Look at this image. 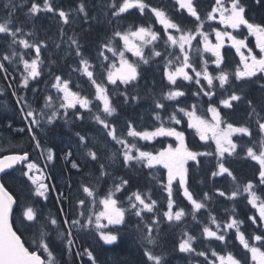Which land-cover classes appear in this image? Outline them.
<instances>
[{"label": "trees", "instance_id": "trees-1", "mask_svg": "<svg viewBox=\"0 0 264 264\" xmlns=\"http://www.w3.org/2000/svg\"><path fill=\"white\" fill-rule=\"evenodd\" d=\"M25 1L27 7L23 10L15 8L13 13L14 24L22 25L23 29L29 25L23 20L24 12L30 7V3L27 0ZM225 1L229 2V0ZM52 2L65 11H71L76 8L81 0H52ZM84 2L87 4L89 12L87 23L84 22L83 16L75 12L72 13L73 19L69 25H61L57 16L44 12L38 14L35 25L34 22L31 23L35 27L34 30L37 31V35L30 37L31 42L39 40L36 36L41 37V33L45 31H48L50 36L52 35V40L42 50V74L37 79L30 80L27 88L21 87L23 73L21 66L18 64L19 59L15 61V58H13L11 62L2 59L5 54L10 55L11 51L5 46L6 43H9L6 38L0 37V63L4 64L7 68V72L0 71V156L10 153H27L30 160L38 155L40 148L50 149L55 156L53 163H48L53 185L51 182L49 183V193L46 195L47 199L44 201L33 194L34 189L32 188V184L18 175V173L20 174V168H16L1 176L2 185L5 186L6 190L16 201V207L11 219L13 230L21 236L25 247L30 250H36L38 255L47 260V254L43 253L39 248L40 237L38 240L34 239L32 242H28L27 236H31L30 231H22L15 220L20 211L19 206L22 202V198L20 197L22 193L21 188L24 185L26 189L23 187V191L27 200L22 204L26 205L27 208L31 207L38 216H42L41 221H45L47 231L49 234H52V237H56L55 240L59 242L58 248L54 249L49 246L55 257V264H93V261L89 260L85 249L92 252L96 264H151L144 255L149 246L142 241L141 230L146 231L144 225L150 224L151 220L156 216H159L161 220L157 231L153 232V236L157 239L158 244L151 250L156 255H162L165 264H201L202 261L204 264H207L203 257L179 252L178 245L182 238H184V232L195 236L196 239L193 242L194 248L197 251H206L212 260H215V258L211 256V251L215 250L221 255L231 252L242 264H253L250 253L236 239L235 229L229 230L226 235V243H221L216 240L203 239L202 227L209 223L210 213L216 217L221 225L229 221L230 218L242 221L240 230L245 234L250 244L259 245V242L255 241L253 237L264 233V224L259 223L257 210L248 204L247 196L243 193L242 189V185L252 181L255 185V192L264 199V185H261L257 179L259 166L251 159L246 158V148L258 146L261 139L257 133L254 120L248 119L246 100L251 99L254 102H259L264 98V92L260 88L261 83H264L263 75H260V79L253 77L251 80L240 82L235 80L234 75L231 77V86H226L228 93L235 90L246 97L244 102H234V109H224L220 106V99L227 95V93L223 89H220L218 81H214L217 94L213 97V105L218 108L222 117L231 122L234 127L245 124L249 126L254 136L235 135L233 142L238 145L236 153L230 157L225 154L226 166L235 175V182L226 174L212 177L211 173L216 170L217 163L214 155L198 157L199 166L194 161H189L186 165L189 168V187L195 193L196 198L201 199L205 192L211 197L210 200L205 201L207 208L202 209L197 214L200 223L194 221L191 214L184 217L183 222L179 224H169L164 219L163 212L167 210V193L163 190L161 184L167 183V175L163 168L157 166L156 168L148 169L136 165L131 168H125L122 163V156H120L118 159H115L116 163L113 166L106 167L109 175L99 178L100 164L103 163L105 165L106 158L109 156L106 146L101 142L108 143V148L110 145L119 146L107 136L104 128L96 123L94 119L95 115L102 117L105 115L99 109L93 108L91 111H83V119L80 120L75 119V117L69 114L68 116L55 118L49 125L43 123L32 125L29 123L31 119H36V115L43 109L45 97L51 89L50 86L54 77L56 75L65 76L68 71L67 68L76 64L77 57L75 56V52L70 50L68 53H65L63 51V40L69 41V37L76 36L82 45L84 54L92 58L93 50L96 49L98 52L100 45L111 37L113 29L117 27L127 29L133 25L143 24L147 26L150 24L162 36V39L157 42L158 50H164L163 40L167 38L163 36L164 30L161 26H158L152 14L149 15L146 11L145 15L142 16L138 9H132L128 13H125L119 21L113 20V23L109 25L101 7V0H84ZM145 2L150 7L164 10L169 18L180 23L186 29H194L196 21L188 16L184 10L180 9L175 0H145ZM241 3L246 10V18L250 22L264 24V0H260L259 3H257V0H241ZM194 4L204 22L203 30L210 32V29L213 30L214 27L207 21V14L214 6L215 0H194ZM13 5L15 4H12L7 9L0 6V22H4L5 18L8 17ZM94 17L98 19H93ZM61 27L64 29L63 40H61ZM243 38L244 35L240 34L238 36V39ZM251 40L249 39L247 44L253 49L254 46ZM57 43L61 45L59 49L56 48ZM12 46L16 48L17 53H24L26 51L18 45ZM198 48L202 50V46L196 42L190 55L192 56L194 65L199 70L201 65L200 55L197 52ZM175 51L178 52V49ZM32 53L33 50H27L25 57L30 58V54ZM33 56L35 57V53H33ZM203 56L209 61V71L213 75L218 74L219 70L213 63L215 57L209 53H203ZM222 56L225 58V63L222 64V67L225 71L234 74L236 68L240 66V57L237 55L235 49L227 45L222 50ZM52 61H55V63ZM163 66L164 60L161 57H157L150 61L148 65L139 67L138 71L141 72L142 78L132 87L128 88L127 91L129 95H138L140 99L138 101H130L127 104L124 103V97L119 95L114 86L108 84L106 79L103 80V83L108 88L113 106L116 108L114 115L107 117V119L116 127L118 135L126 137V125L129 121L134 122L137 129L141 131H152L154 127L159 126L160 122L153 119V99L154 97H160L161 89L166 91L171 87L163 79ZM99 79H101V75L98 76ZM178 84L185 91V96L177 98L176 101H164L168 107L164 110H157L160 112L162 121L167 126L174 127L177 131L184 133V143L189 149L198 152L215 153L216 148L214 145L211 142L204 143L201 141L196 131L188 127V118L182 113H176L181 120L180 124H173L169 120V117L175 112L177 107H183L186 111H191L193 105L196 106L198 115L204 119L209 118L207 111L209 100L203 95H193L197 91L198 86L194 82H186L182 79L178 80ZM204 86L207 87L206 82H204ZM119 91H124L123 85L120 86ZM29 110L34 112V117H26L24 115ZM76 110L81 111L78 108ZM30 128L31 132L29 131ZM77 133L86 137L91 133L99 134L101 142L85 140V144L87 145L85 147L80 144ZM69 137L76 140L77 149L71 147L68 150L60 143L62 139ZM126 138L132 140L130 137ZM132 142L136 143L141 150L153 153L169 145L175 147L177 144L175 138L166 136L156 137L151 142L139 140H132ZM88 149H92L98 153V162H93L86 156ZM118 150L120 151V148ZM67 152H71V155H67ZM74 161L79 164V171L72 167ZM82 170L93 172L94 178L97 180L96 183L99 185L97 188V199L103 198L109 189L113 187L114 182L118 184L122 178L128 179L129 185H126L121 192L116 193V198L120 201L119 206L127 209L128 197L132 193L139 191L145 195L150 194L151 198L157 201L154 213H144L143 215L146 219L143 221L131 213L126 214L125 224L108 229L117 235V241L110 245L98 240L92 231L78 230L75 227L69 228L65 225V220L70 224L73 219H78L79 215L78 201L80 200V196L78 194L79 187L77 183H79L80 179H83ZM154 176L156 177L155 179H153ZM22 180H25V182H22ZM67 182L68 184H66ZM69 185L71 187H68ZM238 185L241 186V195L235 200L217 195V190L225 191L226 194L230 195ZM61 193H63L62 196L60 195ZM174 199L178 206L185 207L191 213V205L188 204L181 194L178 183L174 185ZM253 215H255L258 221L257 224H253L248 219L249 216ZM51 218H55L58 221L55 227L50 226ZM211 227L214 229L215 225H211ZM69 231L72 232V245L67 244L66 238L61 239L59 236V233H64L66 237ZM45 242L50 243L47 239H45ZM261 250L264 251V248H261Z\"/></svg>", "mask_w": 264, "mask_h": 264}, {"label": "snow or ice", "instance_id": "snow-or-ice-1", "mask_svg": "<svg viewBox=\"0 0 264 264\" xmlns=\"http://www.w3.org/2000/svg\"><path fill=\"white\" fill-rule=\"evenodd\" d=\"M30 3L25 15L28 18H36L39 13H52L59 18L61 25H69L72 22V13L75 12L80 16H83L84 22L89 20L88 6L81 0L77 4L76 8L71 11H65L63 8L54 5L52 0H27ZM260 0H257L259 3ZM12 0H8L5 7H9ZM180 8L185 10L188 16L192 17L196 24L194 29H186L180 23L172 20L167 16L164 10L156 7H150L145 0H101V7L104 11V15L107 18V23L111 25L113 20L119 21L125 13H128L130 9H138L140 14L145 15L147 9L155 16L156 22L163 26V36L166 40H163L164 50H158L157 42L162 39L159 32L153 30V27L149 24L147 26L133 25L127 29H121L119 27L112 30L111 37L106 42L100 45L98 49V56L102 57L100 63L101 79H97L96 72L93 70V65L89 62L84 55V51L80 41L76 36L69 37V49L75 52V56L79 58V64L72 68L73 72H80L83 76H86L92 87L95 89V99L100 101L102 108L100 109L105 115H95L94 119L97 124H100L107 136L120 146L119 155L122 156V163L125 168H131L134 165L153 169L159 166L167 172V183L161 184L163 190L167 193V210L163 212V217L169 224L182 223L184 217L191 214L192 219L197 223H200L197 214L202 209H206L207 205L205 201L211 199L207 192L203 194L201 199H197L195 193L190 190L189 187V168L186 167L189 161H194L199 166L198 157L200 156H215L216 158V170L212 171V177L227 175L231 177L235 182L236 177L233 172L226 166V155L228 157L233 156L236 153L238 145L232 141L234 134H242L243 136L253 137L252 129L245 125L234 127L231 122L225 120L221 112L216 106L213 105V97L216 96V85L214 81H218L220 89H223L227 95L220 99V106L224 109H234V102H244L246 97L237 91L233 90L228 93L226 86H231V77L234 75L237 82L244 80H251L253 77L260 79V75H264V24L250 22L246 18V10L242 5L241 0H229L226 4L224 0H215V5L211 11L207 14L208 20H214L219 17V24L223 26V30L213 29L215 33V43L211 42L210 36L204 29V22L198 12L197 7L194 4V0H176ZM20 8L24 7V4H19ZM16 5L12 6L9 11L8 17L4 22H0V37L6 38L9 42V47L12 45H18L20 48L26 50L22 54H18L15 50L11 52V55L5 54L2 59L6 61H12L13 58L19 56V62L23 66L24 73L22 74L21 87L27 88L30 80L37 79L41 74L42 50L47 47V42L37 40L36 42H30L29 39L24 37H31L32 32H24L22 25L14 24L13 13ZM98 19V18H93ZM241 26L248 30L250 35L256 37L257 47L259 48V57L254 55L251 50L247 52V55L241 52L242 48H245V42L242 39H237L227 31L231 28L233 30L239 29ZM171 30V31H170ZM64 29L61 27V40H63ZM198 44L202 45V50L197 49L200 55V67L194 65L192 56L190 55L193 49V41L197 40ZM225 38L232 41V47L235 48L237 55L240 56V66H238L233 73H229L224 70L222 64L225 63V58L221 54V48L224 47ZM117 42V43H114ZM122 44V47L118 45ZM60 43L56 44V48H60ZM145 48H150V53H145ZM178 49V52L175 51ZM27 50H33L35 57L31 60L25 59ZM111 52L115 60H111L110 57L105 55V52ZM126 53H131L133 57L138 58V62L130 61L126 56ZM203 53H210L215 60L213 63L219 70L218 74L213 75L208 69L209 61L203 56ZM156 57H161L164 60L163 66V79H165L171 87L166 91L161 89L159 98L153 99V119L159 121V126L154 127L152 131L138 130L134 125V122L129 121L126 125V137L132 138V140L148 141L151 142L156 137L166 136L173 137L177 141L175 147L169 145L167 148L161 149L156 152H149L141 150L136 143L127 139L124 135H118L116 127L107 119L112 117L116 112V108L110 98L108 88L103 83L106 79L108 84L114 86L119 92V95L124 97V103L127 104L130 101H138L140 97L138 95H129L127 89L141 79V72L138 71L140 64L148 65ZM55 63V61H52ZM191 69L190 74L187 70ZM0 71L7 72V68L4 64L0 63ZM106 72V76L104 73ZM259 74V75H258ZM184 80L188 82H194L198 88L193 93L195 96L203 95L208 97L209 106L208 113L211 114V121L204 119L197 114L196 106L193 105L191 111H186L183 107H177L175 112L169 117V120L173 124H180L181 120L176 113H182L188 118V127L195 129L199 135L201 141L207 142L212 140L215 143L216 151L212 152H198L189 149L184 143V133L177 131L174 127L167 126L161 119L160 112L157 110H164L168 107L164 101H176L177 98L185 96V91L182 90L178 84V80ZM206 82L207 87L204 86ZM70 81L63 79L60 75L54 77L52 87L56 89L61 95L57 97L59 108L63 109V115H69V109H76L79 105L80 109L91 111L89 105L91 100L82 96L79 92H74L69 88ZM124 86V91H119L120 86ZM261 91L264 92V83L260 85ZM35 91V89H33ZM15 94V93H14ZM248 107V119L254 120L257 133L261 137L258 146H250L246 148V158L254 161L258 166L259 183L264 185V98L259 102H254L251 99L246 100ZM53 98L51 96L45 97V107H52ZM59 114L58 109L52 111L51 116L48 117L47 122L51 124L53 119ZM75 119H83V116L79 112L71 113ZM26 117H34L32 110L24 113ZM43 113H41V119ZM32 125H38L39 120L33 118L29 121ZM223 125V127H221ZM31 132V128L29 129ZM81 145L85 144L86 137L77 133ZM35 139V137H33ZM71 155V152L68 153ZM86 156L93 162L99 161V155L96 151L88 149ZM48 161L53 159L51 150L48 151ZM28 155L24 153L22 155L4 156L0 159V172H3L6 168H12L13 165L27 162ZM25 167L28 171L23 175L27 176L34 186L33 194L38 197L47 199L46 192L47 186L39 181V176L30 175L33 169H37L35 163H25ZM72 167L80 170L77 162L72 163ZM42 175V174H41ZM109 175L106 166L100 164L99 178H103ZM156 177L154 176L153 179ZM128 179H121L120 183H113V187L98 200V204L102 206L101 210L96 211L86 217V219H73L71 223L65 220V225L69 228L75 227L78 230H91L94 226L99 239L104 244H113L117 241V235L112 231H104V229L112 227H118L125 224L126 214L131 213L140 218L141 221L145 220L144 213H154L157 205V201L151 198L150 194H142L139 191L132 193L128 197V208H123L120 205V201L116 198V193L121 192L122 189L129 185ZM178 183L179 190L184 199L191 205V213L185 207L177 205L174 199V185ZM241 186L226 194L225 191L217 190V195L220 197H226L227 199L235 200L239 195ZM83 193L87 197L91 198L93 206L97 204L98 192L95 188L86 184L81 185ZM243 193L247 196V202L252 208L257 210L259 216V223L264 224V199L257 195L255 192V185L252 181L242 185ZM61 196L63 193L60 194ZM59 202V200H58ZM14 198L5 189V186L0 184V264H55V257L50 250L49 244L45 242V233L41 231L39 248L43 249V252L47 254V261L41 258L37 254L36 250H30L25 247V244L21 241V236L17 235V232L13 230V225L9 223V216L13 211ZM81 207L85 206V200L78 201ZM85 214L82 212L81 216ZM24 216L28 221H35L36 214L31 207H28L24 212ZM94 217V219H93ZM249 220L253 224H257L258 221L255 215L249 216ZM106 221L107 223H102ZM50 223L55 227L58 223L57 219L51 218ZM161 223L159 216H156L151 220L150 224H145L144 229L141 230L142 241L149 246L144 252L148 261L151 264H165L164 257L162 255H156L151 249L157 246L158 241L153 236V232L157 231L158 225ZM242 221L230 218L221 225L216 217L209 213V223L202 227V237L205 240H216L221 243H226V235L229 230L235 229L236 239L240 242L245 250L251 254V260L253 264H264V233L255 235L253 239L259 242V245L250 244L246 239L245 234L240 230V224ZM211 225H215L213 229ZM61 239H67V244H73L72 232L69 231L65 237L64 233H59ZM181 242L178 245L180 253L195 254L196 256L203 257L207 264H242L240 260L234 257L231 252L225 255L219 254L217 251L212 250L211 256L215 258L212 260L209 258L206 251H197L193 242L196 239L195 236L189 235L188 232L183 233ZM89 260L96 264L95 258L92 252L85 249ZM201 264H204L202 261Z\"/></svg>", "mask_w": 264, "mask_h": 264}, {"label": "rangeland", "instance_id": "rangeland-1", "mask_svg": "<svg viewBox=\"0 0 264 264\" xmlns=\"http://www.w3.org/2000/svg\"><path fill=\"white\" fill-rule=\"evenodd\" d=\"M5 2L6 3H8V0H5ZM224 2L227 4V2L224 0ZM131 10V9H130ZM139 11V10H138ZM147 11V13L149 14V15H151V13H149V11L146 9L145 10V12ZM27 12V11H26ZM26 12H24V14L26 13ZM153 16V18L155 19V16L154 15H152ZM24 17H25V19H26V21H28V23H33L34 22V25H35V21H36V18H38V16L36 17V18H28L26 15H24ZM218 20H219V17L217 16V18L216 19H214V20H207L209 23H211L212 25H213V27H221L222 28V30H223V26L222 25H220L219 24V22H218ZM155 21H156V19H155ZM158 23V22H157ZM38 24H40V23H38ZM159 24V23H158ZM34 25L33 24H29L28 25V27H26V28H24V32H32L33 33V35L32 36H34V35H37L36 33H37V31L36 30H34ZM214 29V28H213ZM216 29V28H215ZM217 30V29H216ZM171 31V30H170ZM227 31H229L230 33H232V35L234 36V37H236L237 39H238V36L241 34V35H244V38L242 39V40H244V42H245V48H242L241 49V52L242 53H244L245 55H247V52L249 51V50H251L252 51V53L254 54V55H256L257 57H259V55H257L256 54V52L257 51H259V48L257 47V40H256V37L255 36H253V35H250L249 33H248V30L246 29V28H244L243 26H241L239 29H236V30H233V29H231V28H229V29H227ZM208 34H209V36H210V39H211V42L212 43H215V40H216V38H215V33L213 32V30H211L210 32H208ZM31 36V37H32ZM50 34L48 33V31H45L44 33H41V37H39V36H36L39 40H42V41H46L47 43H50L51 42V40H52V37L50 36ZM25 39H29L30 40V37H27V36H25L24 37ZM249 39H252L251 40V43L253 44V49L252 48H250L249 46H248V44H247V41L249 40ZM199 40V37L197 38V40H194L193 41V45L197 42ZM30 42H31V40H30ZM2 43H4L3 41H2ZM114 43H117V42H115L114 41ZM69 44H70V42L69 41H67V40H63L62 41V45H63V47H64V51H65V53L66 52H69L70 51V49H69ZM232 45V41H230V40H227L226 38H225V41H224V47L225 46H227V45ZM1 46V45H0ZM5 46L7 47V48H9L10 49V51L12 52L13 50H15L16 51V48L15 47H13V46H11V48L9 47V43H6L5 44ZM119 47H122V44H119L118 45ZM202 46V45H201ZM234 48V47H233ZM222 49H223V47L221 48V50L220 51H222ZM235 49V48H234ZM145 53L146 54H148V53H150V48H145ZM236 51V50H235ZM97 52V50L96 49H94L93 50V55H92V58L90 57V56H88L87 54H84L85 55V57L87 58V59H89V62L93 65V70L96 72V75H97V79H98V76L99 75H101V68H100V63H101V60L103 59L102 57H99V56H97V54H98V52ZM33 53H35L34 51H33ZM33 53L32 54H30L31 56H30V58H26L25 57V59H28V60H31L32 58H34V56H33ZM18 54H22V53H18ZM71 54V53H70ZM210 54V53H209ZM11 55V54H10ZM105 55L106 56H108V57H110L111 58V60H115V57H113L112 56V53L111 52H105ZM126 56L129 58V60L130 61H136V62H138V58L137 57H133L132 55H131V53H126ZM208 56V55H207ZM239 56V55H238ZM240 57V56H239ZM157 58V57H156ZM19 59V56H17V57H15V61H17ZM77 60H76V64L74 65V66H70V67H68L67 68V72H66V74H65V76H62V75H60L63 79H67V80H69L70 81V83H69V88L72 90V91H74V92H79L82 96H86V97H88L90 100H91V104L89 105V108H90V110H93V108H96V109H101L102 108V105H101V103H100V101H98V100H96L95 99V89L92 87V85H91V83L88 81V79H87V77L86 76H83L80 72H73L72 71V68L73 67H76V66H78V64H79V58L77 57L76 58ZM155 59V58H154ZM153 59V60H154ZM20 66H21V71H22V73H24V69H23V66L20 64V62L18 63ZM142 65H145V64H140V66H142ZM190 74H192L191 73V69H188L187 70ZM104 75L106 76V72L104 73ZM259 75V74H258ZM53 82H54V80H53ZM52 82V83H53ZM72 83H74V84H72ZM207 85V84H206ZM50 90L48 91V94H47V96H51L52 98H53V104H52V107H45V101H44V104H43V109H41L40 111H39V113L36 115V119L37 120H39V123H43V124H47V125H49V123L47 122V120H48V117L49 116H51V114H52V111L54 110V109H58V112H59V114L55 117V118H57V117H59V116H64L63 115V112H64V110L63 109H60L59 108V103L57 102V97L58 96H60L61 94L60 93H58L57 91H56V89H54L53 87H52V84H51V86H50ZM180 98V97H179ZM207 99H208V97H206ZM43 102V101H42ZM80 109L79 108V105H77V107H76V109ZM76 109H69L68 111H69V114L71 115V116H73L71 113L73 112V111H75V112H79L80 113V115L82 116L83 115V111H88V110H83V109H80L81 111H77ZM101 111V110H100ZM71 112V113H70ZM102 112V111H101ZM41 113H43V118L41 119ZM34 116H35V114H34ZM74 117V116H73ZM54 118V119H55ZM53 119V120H54ZM211 119H212V117H211V114L209 113V118L208 119H206V120H209V121H211ZM221 127H223V125H221ZM195 130V129H194ZM198 135V134H197ZM235 135H237V134H234L233 136H232V141H233V137L235 136ZM86 137V136H85ZM198 137H199V135H198ZM86 140H88V141H90V142H101V136L99 135V134H95V133H91V134H89V136H87L86 137ZM212 143L213 145H214V147L216 148V146H215V143L212 141V140H209V141H207V142H204V143ZM63 146H65L68 150H70V148L72 147V148H75V149H77L76 147H77V142H76V140L74 139V138H71V137H69V138H64V139H62L61 140V142H60ZM103 145H105L106 146V149H107V151H108V154H109V156L106 158V163H105V166L106 167H109V166H113L116 162H115V159H118L121 155H119V153H120V151L118 150L119 148H120V146H114V145H110V147L108 148L107 147V145H108V143H103V142H101ZM167 148V147H166ZM50 149H41L40 148V153H38V155L37 156H34V158H32V159H30L29 160V158H28V161L27 162H25V163H35L36 164V166H37V169H39V171H37L36 169H33L31 172H30V175H37V174H42V176H43V178H42V183H44L46 186H47V192H46V195L49 193V187H50V182H51V184L53 185V182H52V178L50 177V170H49V166H48V163H50V164H52L53 163V160H54V158H55V156H54V154H53V152L51 151V153H52V156H53V159L51 160V161H48V159H47V156H48V151H49ZM68 153L69 152H67V155H68ZM106 156H107V154H106ZM25 163L23 164V165H21L20 166V169H19V172H20V174L18 173V175L19 176H21L22 178H25L30 184H32V182L28 179V177L27 176H24L23 175V173L24 172H26V171H28V169L25 167ZM159 167V166H158ZM89 170H92V169H89ZM165 170V169H164ZM82 172H83V175H82V178L83 179H80L79 180V183H77V186L79 187L78 188V194H79V196H80V200L81 199H83V200H85V206H83V207H81L80 205H79V203H78V209H79V215H78V219H81V220H84V219H86V217L88 216V215H90V214H92V213H94V212H96V211H99V210H101V208H102V206H100L99 204H98V200L99 199H97V204H96V206H93V203H92V201H91V198H89V197H87L86 196V194L85 193H83V191H82V188H81V185L82 184H86V185H88V186H90V187H93V188H95L96 190H97V188H98V184L96 183V181L97 180H95V178H94V175H93V172H88L87 170L85 171V170H82ZM165 172H166V170H165ZM166 175H167V172H166ZM20 179V178H19ZM22 182H25V180H22ZM66 184H68V182L66 183ZM23 187H24V189H26V186H22V193H21V198H22V202H21V205L19 206V212H18V215L16 216V222H17V225H18V227L22 230V231H30V235L31 236H27V240H28V242H32V240H34V239H37L38 240V238L40 237V233H41V231H43L46 235H45V237H44V239H47V240H49L50 241V243H49V246L51 247V248H58L57 246H58V241L57 240H55L56 239V237H52L51 235L52 234H49V232L47 231V225L45 224V221H41V215H37L36 214V212L34 211V213L36 214V220L35 221H28L27 219H26V217L24 216V212L27 210V207H26V205H24V204H22V203H24V202H26V200H27V197H26V195H24V189H23ZM68 187H71L70 185L68 186ZM32 188L34 189V186H33V184H32ZM19 190H21L20 188H18ZM26 197V198H25ZM41 198V200H45V198H43V197H40ZM84 213L85 215L84 216H81V213ZM93 219H94V217H93ZM125 219H126V217H125ZM102 223H107L106 221H102ZM50 226L51 227H54L51 223H50ZM112 226H109V228H111ZM109 228H106V229H104V231H109L108 229ZM88 231H92V233H94L95 235H96V237L98 238V240H100L99 239V235L97 234V231L95 230V228H94V226H93V228L91 229V230H88ZM101 241V240H100ZM101 242H103V241H101ZM42 250V252H43V249H41ZM44 253V252H43ZM251 255V254H250ZM252 261V260H251Z\"/></svg>", "mask_w": 264, "mask_h": 264}, {"label": "water", "instance_id": "water-1", "mask_svg": "<svg viewBox=\"0 0 264 264\" xmlns=\"http://www.w3.org/2000/svg\"><path fill=\"white\" fill-rule=\"evenodd\" d=\"M7 156H11V155H7ZM0 159H3V157L2 158H0ZM19 164H21V163H18V164H15V165H13V167L12 168H6L3 172H0V177H1V175H3L4 173H6V172H8V171H10V170H12V169H14L17 165H19ZM40 178V177H39ZM40 180V179H39ZM0 184H1V182H0ZM10 194V193H9ZM15 201V200H14ZM14 207H15V203L13 204V210H14ZM13 212V211H12ZM12 214V213H11ZM11 214H10V216H9V223H10V218H11Z\"/></svg>", "mask_w": 264, "mask_h": 264}, {"label": "bare ground", "instance_id": "bare-ground-1", "mask_svg": "<svg viewBox=\"0 0 264 264\" xmlns=\"http://www.w3.org/2000/svg\"><path fill=\"white\" fill-rule=\"evenodd\" d=\"M92 2H93V1H92ZM92 2H91V3H92ZM90 5H91V4H90ZM15 16H16V15H15ZM45 19H46V18H45ZM46 22H47V21H46ZM51 36H52V35H51ZM59 39H60V38H59ZM48 44H49V43H48ZM50 46H51V45H50ZM50 46H49V47H50ZM52 46H53V45H52ZM49 47H48V48H49ZM3 72H4V71H3Z\"/></svg>", "mask_w": 264, "mask_h": 264}]
</instances>
